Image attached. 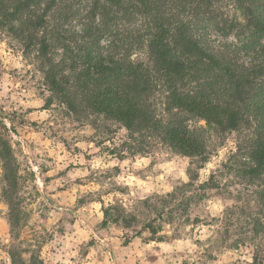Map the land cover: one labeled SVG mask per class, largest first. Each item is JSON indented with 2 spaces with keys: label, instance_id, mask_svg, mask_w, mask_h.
Segmentation results:
<instances>
[{
  "label": "rangeland",
  "instance_id": "rangeland-1",
  "mask_svg": "<svg viewBox=\"0 0 264 264\" xmlns=\"http://www.w3.org/2000/svg\"><path fill=\"white\" fill-rule=\"evenodd\" d=\"M243 2L230 12L241 16ZM9 29L0 27V264H21L20 254L26 264H253L264 257V234L254 233L255 220H263V185L247 175L242 150L247 134L256 136L255 123L213 135L202 168L161 143L120 153L127 130L113 124L117 132L109 133L107 120L93 123L59 103L37 50L27 55ZM9 176L17 184L14 228L4 195ZM191 181L182 200L170 203L176 214L160 218V198ZM111 204L132 217L130 227L107 225ZM149 223L156 234L145 229Z\"/></svg>",
  "mask_w": 264,
  "mask_h": 264
},
{
  "label": "trees",
  "instance_id": "trees-1",
  "mask_svg": "<svg viewBox=\"0 0 264 264\" xmlns=\"http://www.w3.org/2000/svg\"><path fill=\"white\" fill-rule=\"evenodd\" d=\"M238 1L245 2L239 17L229 9L239 10ZM242 2L0 0V27L8 24L22 37L27 55L37 50L50 91L72 114L93 123L107 120L112 134L117 132L113 124L127 130L120 153L161 143L195 157L192 163L202 168L213 135L250 130L255 123L256 136L249 132L250 144L240 148L249 156L247 175L263 185L257 191L263 207V220H255L258 235L264 234V0ZM142 52L146 59L134 57ZM3 147L9 161L11 152ZM11 167L7 162L8 172H15ZM8 181L4 195L14 228L17 184L14 177ZM193 183L160 198V218L176 214L170 203L181 201ZM105 214L107 225H132L121 206L111 204ZM145 229L157 233L151 223ZM20 260L26 264L21 254ZM253 264H264V257H255Z\"/></svg>",
  "mask_w": 264,
  "mask_h": 264
}]
</instances>
